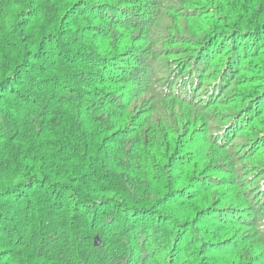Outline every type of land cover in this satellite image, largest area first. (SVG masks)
<instances>
[{
	"label": "trees",
	"instance_id": "1",
	"mask_svg": "<svg viewBox=\"0 0 264 264\" xmlns=\"http://www.w3.org/2000/svg\"><path fill=\"white\" fill-rule=\"evenodd\" d=\"M0 264H264V0H0Z\"/></svg>",
	"mask_w": 264,
	"mask_h": 264
},
{
	"label": "water",
	"instance_id": "2",
	"mask_svg": "<svg viewBox=\"0 0 264 264\" xmlns=\"http://www.w3.org/2000/svg\"><path fill=\"white\" fill-rule=\"evenodd\" d=\"M97 239V241H96V244H100V241H99V239L98 238H96Z\"/></svg>",
	"mask_w": 264,
	"mask_h": 264
}]
</instances>
